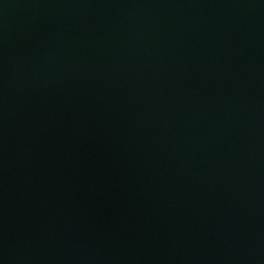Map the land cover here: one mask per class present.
I'll list each match as a JSON object with an SVG mask.
<instances>
[{
  "label": "water",
  "instance_id": "obj_1",
  "mask_svg": "<svg viewBox=\"0 0 264 264\" xmlns=\"http://www.w3.org/2000/svg\"><path fill=\"white\" fill-rule=\"evenodd\" d=\"M0 264H264V0H0Z\"/></svg>",
  "mask_w": 264,
  "mask_h": 264
}]
</instances>
